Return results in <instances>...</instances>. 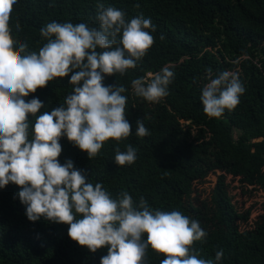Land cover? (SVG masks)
<instances>
[{"label": "trees", "instance_id": "obj_1", "mask_svg": "<svg viewBox=\"0 0 264 264\" xmlns=\"http://www.w3.org/2000/svg\"><path fill=\"white\" fill-rule=\"evenodd\" d=\"M98 4L122 10L126 20L150 19L154 44L135 68L103 81L126 88L131 135L105 142L91 160L62 137L60 163L70 159L113 198L127 191L134 205L143 197L153 210L179 211L198 221L208 233L206 242L193 245L199 258L264 264V0H17L12 36L17 47L26 43L38 52L47 42L40 30L53 21L99 28ZM165 66L174 72L169 94L159 103L137 97L131 81L148 79ZM223 71L236 73L245 92L234 109L209 117L202 89ZM70 76L54 79L25 100L43 102L38 114L60 107L73 91ZM137 119L149 135L136 136ZM128 145L137 159L118 166L115 150L126 151ZM19 190L12 183L0 189V264H100L106 247L92 253L69 238L67 224L29 221L15 196ZM221 249L223 257L215 262ZM163 259L149 247L144 264Z\"/></svg>", "mask_w": 264, "mask_h": 264}, {"label": "clouds", "instance_id": "obj_2", "mask_svg": "<svg viewBox=\"0 0 264 264\" xmlns=\"http://www.w3.org/2000/svg\"><path fill=\"white\" fill-rule=\"evenodd\" d=\"M16 3L0 0V189L9 183L20 189L15 196L26 206L29 221L44 218L67 224L69 238L92 253L106 247L100 264H144L149 247L164 256L160 264H214L199 258L193 248L208 236L198 221L179 211L153 210L143 197L134 205L127 191L113 198L101 183L89 182L70 159L63 164L58 159L62 137L91 160L105 142L131 135L126 88L103 81L105 76L124 75L147 55L154 44L148 31H155L151 20L143 15L126 20L122 10L98 4L99 28L53 21L40 30L47 42L36 52L29 51L26 43L17 47L12 36ZM16 28L20 29L19 23ZM69 74L73 91L60 107L38 114L43 102L25 100ZM149 77L133 79L132 89L137 97L159 103L169 94L174 72L165 66ZM244 92L238 75L223 71L203 87V110L218 118L225 109H234ZM135 134L149 135L142 119L136 121ZM136 159L131 145L126 151L115 150L118 166L134 164ZM222 257L223 250L216 251L215 262Z\"/></svg>", "mask_w": 264, "mask_h": 264}, {"label": "rangeland", "instance_id": "obj_3", "mask_svg": "<svg viewBox=\"0 0 264 264\" xmlns=\"http://www.w3.org/2000/svg\"><path fill=\"white\" fill-rule=\"evenodd\" d=\"M182 123H186L185 121H182ZM236 131L234 132V136L236 135ZM217 177H218V173H216V175H213L212 176V179L214 178L215 180L217 179ZM215 183V182H214Z\"/></svg>", "mask_w": 264, "mask_h": 264}]
</instances>
